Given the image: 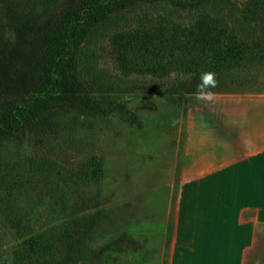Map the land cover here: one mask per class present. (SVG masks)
I'll list each match as a JSON object with an SVG mask.
<instances>
[{
  "label": "rangeland",
  "instance_id": "obj_1",
  "mask_svg": "<svg viewBox=\"0 0 264 264\" xmlns=\"http://www.w3.org/2000/svg\"><path fill=\"white\" fill-rule=\"evenodd\" d=\"M63 1L14 0L24 17L51 14ZM223 5L203 9L214 14ZM146 6L153 24L167 26L176 18L166 4ZM5 22L0 0V25ZM144 26L146 18L133 12L117 16L81 44L76 58L78 75L106 100L135 112L141 129L116 117L55 109L44 133L0 142V264H30L26 242L34 237L52 248L58 240L69 244L79 223L97 213L101 221L86 239L91 264H169L180 188L200 175L187 172L196 156L259 149L248 144L264 111V24L235 21L234 33L253 52L249 61L221 71L217 79L225 89L212 90L213 102L185 96L186 107L166 99L168 81L127 77L97 62L103 36ZM61 257L63 250L55 252ZM245 264H264V227Z\"/></svg>",
  "mask_w": 264,
  "mask_h": 264
},
{
  "label": "trees",
  "instance_id": "obj_2",
  "mask_svg": "<svg viewBox=\"0 0 264 264\" xmlns=\"http://www.w3.org/2000/svg\"><path fill=\"white\" fill-rule=\"evenodd\" d=\"M214 2L224 5L214 14L204 12L203 6ZM2 3L6 22L0 25V142L26 132L44 133L55 109L76 110L95 119L116 117L143 127L124 103L106 100L77 73L81 44L117 16L133 12L145 17L149 26L103 36L97 62L127 77L168 81L166 99L183 107L185 96H194L203 72L213 71L218 77L223 69L249 61L253 52L234 33L235 21L264 24V0H64L57 11L30 17L19 12L14 0ZM154 3L173 8L174 22L153 24L146 5ZM6 31L13 32V40L5 37ZM216 89L225 88L218 84ZM8 98L23 102L5 103ZM100 221L99 213L86 217L69 244L58 240L54 248L39 237L30 239L25 250L29 263L91 264L86 239ZM60 250L63 257L57 260L55 252Z\"/></svg>",
  "mask_w": 264,
  "mask_h": 264
},
{
  "label": "crops",
  "instance_id": "obj_3",
  "mask_svg": "<svg viewBox=\"0 0 264 264\" xmlns=\"http://www.w3.org/2000/svg\"><path fill=\"white\" fill-rule=\"evenodd\" d=\"M258 121L257 151L198 155L187 170L200 175L180 188L169 264H245L264 227V111Z\"/></svg>",
  "mask_w": 264,
  "mask_h": 264
},
{
  "label": "clouds",
  "instance_id": "obj_4",
  "mask_svg": "<svg viewBox=\"0 0 264 264\" xmlns=\"http://www.w3.org/2000/svg\"><path fill=\"white\" fill-rule=\"evenodd\" d=\"M219 81L217 74L213 71L203 72L200 76V82L196 85V91L193 93L198 101L213 102L215 93L212 91L218 87Z\"/></svg>",
  "mask_w": 264,
  "mask_h": 264
}]
</instances>
